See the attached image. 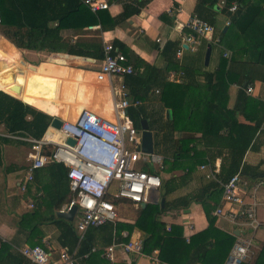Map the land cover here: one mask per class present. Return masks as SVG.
<instances>
[{"label": "crops", "instance_id": "obj_1", "mask_svg": "<svg viewBox=\"0 0 264 264\" xmlns=\"http://www.w3.org/2000/svg\"><path fill=\"white\" fill-rule=\"evenodd\" d=\"M144 1L149 2L143 7H138ZM109 2L110 8L105 12L92 13L97 17L99 13L107 14L108 18L104 21L107 25H110V19H121L114 22V27L107 31L102 30L100 23L83 27L80 24L84 21V17L79 12L77 16L67 22L69 26L61 30L63 40L68 44H112L116 50L128 58L132 65L140 61L159 69L166 76L167 82L173 84L168 89L169 91L173 89L175 94H178L184 85H188L189 81L196 84L191 88L192 90H185L181 96V98L184 97L183 100L179 98L178 105L181 104V107L177 109V114L174 113V109L163 104L158 89L155 93L151 92L146 103L142 102L145 108V119L148 120L155 135L156 154L172 158L176 151L173 142L179 138L182 139L184 135L191 134L197 138L192 145L198 152L197 159L203 161L202 164L196 165L190 176H185V173L194 167V162L190 163L191 161L187 160L179 163V169L161 172L163 184L175 178L171 183L175 186V191L167 197H163L164 186L159 190L152 191L150 201L145 203L144 208L141 206L142 204L138 206L126 199L113 200L119 217L114 224L121 229L115 230L113 241L115 238L121 239L122 242L136 238L145 241L146 233L143 229L148 227V224L143 222L141 227L138 226L142 209L147 208L148 205L157 204L164 208L166 202H172L189 195H198L199 191L209 183L218 182L222 187V183L219 182V174L224 158L228 156V151L214 156L215 151L211 149L213 151H208L211 155L209 156L200 138L201 134L208 129L207 132L223 133L225 131L224 128L219 129L222 117L218 114L212 116L210 107L212 104H217L223 109L226 107L228 110L234 109L238 102L241 79L237 77L232 82L227 81L228 84H221L223 88L221 94L219 93L220 96H215L214 92L207 90L206 73L222 72L225 59H230L233 56L232 51L225 45L221 44V47L213 45L208 66L205 65L208 41H203L196 53L184 51L182 57L177 55L184 47L183 38L188 33L185 24L193 14L199 17L203 16L204 20L211 23L215 28L216 36L221 39L222 33L229 31L230 17L223 11L225 0H218L212 6H202L200 0H109ZM51 25L56 26L57 23L54 22ZM226 52H229V58L224 56ZM47 54H50V65L42 64L37 68L33 66V60L43 59ZM20 56L25 58L27 63L22 61ZM101 64L102 60L100 59L18 49L0 34V90L49 114L52 120L59 118L73 121L83 109H89L109 119L114 118L113 101L114 98L120 99L118 92L122 86L125 87L126 76H114L99 80L97 73ZM228 69L229 66L226 71ZM144 71L145 68L141 66L139 75ZM171 74H175L179 81L170 80ZM195 74H197L196 77ZM250 86L253 87V93H247L249 99L244 115L258 117L264 108V84L257 81ZM125 89L129 92V89L126 87ZM239 120L245 122L246 119L244 116H240ZM130 122L135 127L132 119ZM187 126L189 127L186 128ZM138 130L141 134L140 128ZM31 139L32 137L27 134L20 135L9 132L6 125L0 123V240L10 246L8 249H3V252L10 249V253L16 255L22 248L38 243L42 237V245L50 249L53 260L57 261L61 250L66 248L60 244V231L55 225L47 223L39 225L40 223H37L39 218L30 217L37 207L36 205L35 208H30V204L34 205L38 200L40 203H49V198L47 199L45 196V188L47 187L49 190L50 185L44 186L45 188L43 185L49 181L50 176H46L43 180L41 178L42 183L37 178L28 186L25 193L20 189L31 162ZM191 156H194V152L191 153ZM243 164L252 168L258 167V170L264 171V124L254 144L247 151ZM203 165L210 166L216 179H208L209 170L200 169ZM140 168L148 173H157V169L150 164L140 163ZM167 168L169 169L171 166L169 165ZM260 179L263 178L251 180L244 177V181L248 183L246 201L254 202L257 206V218L261 225L257 231L238 230L229 221L215 217L214 226L217 231L227 236H234L235 241L240 236L253 240V254L244 264H264V187L255 188ZM113 189H117V186H113ZM61 192L66 193V202L60 210L55 211L56 219H61L57 217V212L66 207L72 198L70 186L66 185ZM221 195L219 194L216 198L212 196L213 201L209 200L207 205L213 206L216 200L220 205ZM44 207L47 208L45 205ZM206 212L205 205L193 202L188 208L169 210L161 214L159 221L166 226V232L175 233L177 236L173 240L184 239L188 246H177L179 242L175 243L174 241L167 243L163 252L167 263L160 258L159 246H148L153 250L151 253L147 252V255L158 257L163 264H171L170 261L174 264H226L234 245L232 247L221 246L217 252L211 253L210 251L216 248L211 249L210 246H203L204 242L200 243L195 239L196 235L205 232L210 227ZM211 214L213 216V211ZM123 225L125 227H122ZM167 227H171V230H167ZM124 233H128L129 237L125 238ZM158 239L161 240V237ZM98 244L100 246L95 247H107ZM7 253L2 254V257L7 256ZM87 255L89 257L84 255L77 264H151L150 258H134L124 252L122 248H117L113 261L94 254V256Z\"/></svg>", "mask_w": 264, "mask_h": 264}, {"label": "trees", "instance_id": "obj_2", "mask_svg": "<svg viewBox=\"0 0 264 264\" xmlns=\"http://www.w3.org/2000/svg\"><path fill=\"white\" fill-rule=\"evenodd\" d=\"M148 2H141L138 7H143ZM217 2L218 0H200L202 6H212ZM234 3L237 5V10L231 13L230 8ZM103 11L105 12V10ZM223 11L230 17V26L228 32L222 33V45H225L227 49L232 51L233 56L230 59H225L222 72L206 73V87L210 92H214L215 96H220L219 93L221 94L223 88L221 84H228L227 81L232 82L238 77V79H241L239 82L241 89L237 99L238 102L234 109L228 110L226 106L223 109L219 105L217 106V104H212L210 107L212 110H210V114L212 116L214 114L217 116L218 114L222 117L220 119L222 123L219 129L222 130L224 128L225 131L223 133L218 131L207 132L208 129L205 133L201 134L200 139L203 142L204 148L206 147L205 150L209 156H211L209 152L213 150L215 151L214 156L219 155L223 151H228V156L224 158L219 174L220 183L228 182L239 172L243 177L256 180L264 178V171L258 170V167L252 168L243 164V160L247 151L254 144L264 124V108L258 117L245 116L244 110L249 99V95L245 90L257 81L264 84V0H225ZM79 12L84 17V21L80 24L81 26L89 27L100 23L103 31L114 27V22L116 23L121 20L110 19V25H107L104 22L108 18L107 14L102 13L101 15L99 13L97 17L83 4L82 0H0V14L2 18L0 34L18 49L48 53H65L103 60L104 45L68 44L63 40L61 30L69 26L67 22L77 16ZM200 18L203 19V16H200ZM54 22L57 23L56 26L51 25ZM133 66L136 75L126 76L125 83V87L129 89L128 95H131V99L146 103L151 96V92L153 91L155 93L158 89L160 90V98L163 104L166 107L174 109L175 114L178 112L177 109L181 107V104L178 105L179 98L183 100L184 97L181 98V96H183L185 90L190 91L192 90L191 88L196 86L195 83L189 81L188 85H184L178 94H175L173 89H170V91L168 89L173 84L167 82L166 76L159 69L140 61L135 65L133 64ZM141 66L145 68V71L139 75ZM227 66H229L228 71H226ZM196 75L194 76L196 77ZM143 103L138 107L129 108V117L132 119L136 129L141 126L140 120L146 118ZM240 116H244L246 119L245 122L239 120ZM51 121L52 117L49 114L0 90V123H4L9 132L20 135L27 134L32 139L41 140L45 136ZM172 123L174 124L173 121ZM196 140L195 135L190 134L184 135L182 139L179 138L173 142L176 151L172 158L169 156L165 157L166 169L164 170L169 172L174 169H179V163L187 160L191 161L190 163L194 162V167L188 169L185 173V176H190L196 165L199 163L202 164L203 162L197 159L198 152L192 146ZM192 152H194V156H191ZM169 165L171 168L168 169L167 167ZM157 173L160 174L161 172ZM46 176L49 177V181L42 185L43 188L50 185L49 190L47 187L45 188V196L47 199L49 198V203L44 204L40 203L39 200L36 201L37 203L35 202L34 208L36 205L37 207L31 213L30 217L39 218L37 221V223H40L39 225L41 223L55 225L60 231L59 240L63 247L69 248L70 251L77 250V255L80 259L84 255L89 254L92 247L100 246L98 243L109 246L115 240L121 241V239L117 238L113 241V233H115V230L119 231L121 229L119 226L116 227V224L112 222L106 223L98 228H90L81 240L73 223H69L64 219H56L55 211L60 210L66 202V193L61 192V190L66 185L69 186L67 168L62 164L51 162L46 168L35 171L34 181L38 178L42 183L41 178L43 180ZM173 180L168 181L166 184L162 182L161 188L164 186L163 197H167L175 191V186L171 184ZM221 191L222 187H220L218 182L209 183L199 191L200 194L198 195H189L173 200L172 202H166L164 208L157 204L148 205L147 208L142 209L138 226L141 227V223L143 222L148 224V227H144L145 229H143L146 233L144 241L145 253H151L153 250L148 246H159L161 250L160 258L163 262L167 263V258L163 254L167 243L174 241L175 243L179 242L177 246H188L184 239L176 238L177 240H173L177 235L173 232H166V226L159 221V217L169 210L188 208L193 202L206 206V214L210 222L209 229L196 235L195 239L200 243L204 242L203 246H210L211 249L216 248L213 251L209 250L211 253L217 252L224 245L232 247L236 238L217 231L214 226L215 217L211 213L217 208L219 201L216 200L213 206L207 205L208 201L212 200V196L214 198L218 197L219 194L223 193ZM122 227L125 226L123 225ZM32 232L33 228L31 234ZM158 237H161V240ZM125 240L128 241V239ZM36 245H42V237H40L38 243L30 246ZM8 248H10L8 243H1L0 264H32L20 252H17L16 255L10 253V249L3 252V249ZM6 252H8L7 256L2 257V254L5 255ZM170 263L174 264L172 261Z\"/></svg>", "mask_w": 264, "mask_h": 264}, {"label": "built area", "instance_id": "obj_3", "mask_svg": "<svg viewBox=\"0 0 264 264\" xmlns=\"http://www.w3.org/2000/svg\"><path fill=\"white\" fill-rule=\"evenodd\" d=\"M83 4L93 13L110 8L109 0H82ZM141 1V0H131ZM237 5L230 8L234 13ZM2 22L0 14V24ZM185 28L184 47L177 53L182 57L184 51L198 52L203 41L221 47L222 40L215 34V28L198 15H191ZM230 57L229 52L224 55ZM135 74L134 66L128 58L112 44L104 45V59L97 73L99 80L108 77H125ZM170 80L179 81L175 74ZM247 93H253V87L247 88ZM119 100L113 101V119L101 116L89 109H83L73 121L63 120L62 126L56 130L49 126L41 140L31 139V162L24 180L20 185L23 193L34 181V173L44 169L51 162L63 164L67 168L72 198L61 211H69L78 206V212L73 222L76 232L82 240L90 228H98L106 223H115L118 217L116 204L113 200L126 199L136 205L150 201V193L162 187V177L158 173H148L140 168V163L153 165L157 172L165 169V157L159 154H145L141 150V134L132 126L127 110L142 104L132 100L125 87L122 86ZM50 131L57 132L59 141L51 140L47 135ZM75 140V145L68 140ZM201 170H209L208 179H216L209 165H203ZM117 189H113V186ZM221 204L213 211V216L229 221L238 230L257 231L261 226L257 218L256 203H248V183L239 172L228 182L222 183ZM264 187V178L258 180L255 188ZM30 208H34L30 204ZM171 230V227H167ZM125 238L128 233L123 234ZM0 240V245H1ZM253 240L238 237L226 264H244L253 254ZM117 248L134 258L148 257L151 264H163L158 257L148 256L144 249L143 239H130L128 242L115 240L105 248L92 247L89 254H98L104 259L115 260ZM20 253L33 264H77V250L68 248L61 250L59 259L53 260L51 251L46 246H26ZM86 255L85 257H87Z\"/></svg>", "mask_w": 264, "mask_h": 264}, {"label": "water", "instance_id": "obj_4", "mask_svg": "<svg viewBox=\"0 0 264 264\" xmlns=\"http://www.w3.org/2000/svg\"><path fill=\"white\" fill-rule=\"evenodd\" d=\"M213 46L212 44L208 45V49L205 56V65L208 66L212 54ZM129 111L127 110V114ZM170 114V112H169ZM63 120L59 118H53L50 126L56 130H59L62 126ZM141 150L145 154H154L155 153V135L154 132L151 130V126L148 120L143 119L141 120ZM68 144L75 145V140L69 139ZM164 204V201L162 202ZM143 208L146 206L145 203L141 205ZM78 212V206H73L69 211H59L57 212V217L64 219L70 223L74 222L75 217Z\"/></svg>", "mask_w": 264, "mask_h": 264}, {"label": "rangeland", "instance_id": "obj_5", "mask_svg": "<svg viewBox=\"0 0 264 264\" xmlns=\"http://www.w3.org/2000/svg\"><path fill=\"white\" fill-rule=\"evenodd\" d=\"M21 57V56H20ZM22 61H24L25 63H27V60L23 57H21ZM34 64L33 66H35L36 68L39 67L42 64L45 65H50V54H47L43 57V59H35L33 60Z\"/></svg>", "mask_w": 264, "mask_h": 264}, {"label": "bare ground", "instance_id": "obj_6", "mask_svg": "<svg viewBox=\"0 0 264 264\" xmlns=\"http://www.w3.org/2000/svg\"><path fill=\"white\" fill-rule=\"evenodd\" d=\"M51 140H56V141H59V137H58V133L57 132H53V131H50L47 135Z\"/></svg>", "mask_w": 264, "mask_h": 264}]
</instances>
